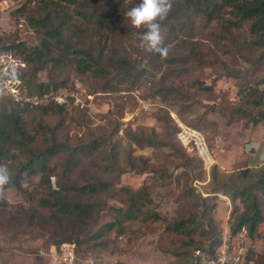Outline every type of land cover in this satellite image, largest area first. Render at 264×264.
<instances>
[{"label": "rangeland", "instance_id": "1", "mask_svg": "<svg viewBox=\"0 0 264 264\" xmlns=\"http://www.w3.org/2000/svg\"><path fill=\"white\" fill-rule=\"evenodd\" d=\"M14 1V8L0 19V36L6 41L23 42L28 47L39 45L45 29L32 24L28 17L33 13L38 17L46 4L49 20L57 18L63 27V39L68 43L95 56L126 55L144 71L129 90L123 81L116 84V90L101 89L105 80L93 77L78 81L73 67L55 69L49 61L35 77L29 76L32 85L56 78L66 87L62 92L80 84L88 97L83 98V105H64L58 113L50 109L22 112V123L34 139L29 145L33 152L43 153L48 146L61 144L70 153L76 151L79 155L68 167L63 160L70 157L63 151L47 158V166L53 167L46 174L50 176L48 183H43L44 176L39 172L33 175L24 172L18 181L20 190L8 186L0 191V264H48L52 247L58 248L63 243H74L78 248V264H186L196 245L185 247L188 237L167 231L166 224L189 215L200 217L202 213L213 217L219 213L223 217L228 215L231 204L226 196L207 198L205 204L197 199L209 196L206 192L215 184L210 182V171L203 169L194 152L176 142L177 123L171 115L178 123L204 135L214 157L218 183L239 182L247 155L252 151L250 143L264 137V124L254 127L245 118L225 125L218 107L236 103L240 87L254 85L264 77V46H261L264 37L260 32L258 35L252 32L249 20H237L229 7L222 8L212 19L195 13H189L188 17L180 11L168 24L161 22L168 49L167 56L161 57L139 47L143 29L133 28L126 16L140 0H74L72 4L57 0ZM24 4L27 10L17 18L12 13ZM19 19L24 20L21 27ZM49 52L52 57L58 53L55 49ZM186 57L190 59L188 64L175 66L184 67L182 74L176 79L171 77L168 84L183 89L190 99L165 100L155 92V85L161 82L171 63H180ZM194 60L198 62L193 63ZM109 77L110 85L119 80ZM193 81L211 87L212 91L198 90L191 86ZM259 89H264V85H259ZM3 98L0 97V105L7 101ZM212 105H216L214 111ZM128 130L164 140L167 146L131 145L132 156L143 157L142 166L148 172L130 167L125 162L126 153L119 152L116 158L124 170L110 174L105 170L106 157L114 152L110 146L118 142L127 146ZM92 140L105 141L108 146L95 151ZM85 146L88 148L81 153L80 148ZM14 152L16 158L0 160V164L10 169L12 178L16 176L15 169L26 160L18 151ZM97 182L106 187L87 194L75 190ZM120 186L133 190L147 186L154 201L153 209L163 220L145 224L123 222L122 233L113 230L101 240H89L104 223L115 219L113 208L125 207L126 197L119 191ZM55 190L58 194L52 195ZM188 190L192 191L185 194ZM55 198L82 205V212L61 215L55 208L48 210L40 205V199L52 202ZM216 199L223 200L225 205ZM214 205L216 208L211 211ZM191 237L200 244L198 234ZM86 239L88 242H83ZM250 250L253 263L264 264V222Z\"/></svg>", "mask_w": 264, "mask_h": 264}, {"label": "trees", "instance_id": "2", "mask_svg": "<svg viewBox=\"0 0 264 264\" xmlns=\"http://www.w3.org/2000/svg\"><path fill=\"white\" fill-rule=\"evenodd\" d=\"M61 3H74V0H57ZM172 9L168 14L165 24H168L171 18L180 11L184 12L185 16L189 17V13H195L197 15L206 16L208 19H212L222 8H231V13L237 20H249L251 22L252 32H260L264 37V0H172ZM47 5L42 6L43 12H40V16L36 17L33 13L28 20L32 24H37L45 29V37L40 41V44L34 47H28L23 42L6 41L5 37L0 36V53L10 52L15 57L21 59L26 63V70L21 75L23 82L27 85L29 93L37 94L39 96L47 93H61L66 87L63 82L56 81V78L49 77L47 82H37L33 85L30 82L29 76L35 77V75L44 69L45 64L49 61L52 68H60L65 65H70L74 68L76 80L84 78H94L97 80H105L104 86L101 87L103 90H116V84H121L123 81L128 84V90L130 87L135 85V82L142 76L144 69L136 66L135 63H131L126 55L113 53L111 58H107L106 55L96 54L92 55L87 51H82L75 47L76 45L68 43L63 39L62 26L57 18L52 21L49 20V10L47 11ZM27 10V5H21L12 14H16L17 18ZM189 11V12H188ZM42 13V15H41ZM264 41V38H262ZM264 46V43H261ZM55 49L58 53L52 55L49 50ZM189 58H182L180 63H171L170 67L166 70L164 76L161 77V82L155 85L156 93L165 97V100L171 98L172 100H181L182 102L189 101L190 97L187 92L183 89L175 87L174 83H169L171 77L178 78L183 70L182 66L188 64ZM198 61L194 60L193 63ZM174 64V65H173ZM190 64V63H189ZM181 67L178 69V66ZM173 66V67H172ZM110 75L118 78L117 83L110 85ZM108 81V82H107ZM191 86H195L198 90L212 91L211 87L204 86L199 81H193ZM32 85V86H30ZM259 85H264V77L258 80L254 85L243 86L239 88L238 94L240 99L236 103H229V105H223L218 107V112L225 119V125H230L238 120L247 118V123L251 126H257L264 124V89H259ZM6 101L5 104L0 105V160H8L10 158H16L18 151L22 157H25V163L20 167L16 168V176L11 179L10 183L4 187L14 186L19 188L18 181L21 179L22 173L33 175L34 172L41 173L44 176L43 183H48L50 176L46 175L48 172L53 171V167L47 166V158L52 155H57L60 152H64L66 157L69 159L63 160L65 166H70L73 160L76 158L75 155H79L78 152L74 151L70 153V149L65 145L61 144L58 147L53 145L49 147L43 153L33 152L30 148V144L34 141L33 137H30L25 129V125L22 123V112L23 108H20L17 104L12 102L8 98H3ZM216 105H212L211 110L214 111ZM64 106L54 103L52 100L44 102L43 104L36 105L33 110L40 109L42 111L51 110L55 113L62 112ZM32 110V109H31ZM50 132L52 129H48ZM177 131V130H176ZM127 138V146H121V144L115 143L110 146V150L114 151L112 154H108L106 157L107 165L105 170L108 169L110 174L119 173L123 171L117 161L119 152L126 153L125 162L132 168H139L138 170H144L146 167L142 166L144 161L143 157L132 156L130 152L131 145L140 146L145 144L149 147H166L167 143L164 140H155L144 134L133 132L128 130L125 132ZM178 143V141L176 140ZM92 149L97 151L108 146L105 141L92 140ZM179 144V143H178ZM86 147H81V153L84 152ZM87 151V150H86ZM85 151V152H86ZM87 153L86 155H88ZM90 155V154H89ZM88 155V156H89ZM198 160V159H197ZM199 161V160H198ZM200 163V162H199ZM216 167L213 165L210 169V182H214L215 187L210 192H206L212 196H206L197 199L205 204L207 198H213L216 196H226L230 200L231 208L229 210L227 220L224 222L222 219L213 216H207L201 214L200 217L197 215H189L178 221L166 224L165 229L171 233L177 235H185L188 237L185 247L191 245L193 247L189 259L186 264H196V260L199 258L211 257L216 249L220 246L223 241L225 231L233 237L241 227H245L248 232V237L252 243L254 238L258 236V230L264 222V163L258 167L245 168L239 182L227 181L218 183ZM141 173V172H139ZM163 173V172H162ZM161 173V174H162ZM117 176V175H116ZM164 179V177H163ZM41 182V180H40ZM42 184V182H41ZM106 187V185L100 183H89L77 187L75 190L80 194H87V192H96L97 188ZM62 188H64L62 186ZM119 191L125 195V207L113 208L115 219L110 222L104 223L98 231L89 237L91 241L101 240L105 234L115 230L117 234L122 233L121 224L123 222H138L145 224L148 222H158L163 220L160 213L153 209L154 201L151 198L149 188L142 186L136 190L131 189L128 186H120ZM192 190H188L190 194ZM53 194L58 192L51 191ZM54 192V193H53ZM50 194V196H51ZM214 195V196H213ZM217 202L221 199H216ZM40 205L44 209L55 208L56 212L61 215L71 213L74 211L82 212L80 204L71 205L60 198L53 199L52 202L46 199L39 200ZM240 205V207H239ZM216 208V205L211 207V211ZM241 208V209H239ZM208 218L207 220L205 218ZM199 220V221H198ZM225 230V231H224ZM193 234H198L201 237L200 244H196ZM83 242H88V239ZM80 244V242H78ZM78 248L75 247L76 257ZM195 251L200 252V256H195ZM251 250L249 251V259L251 258ZM252 260V258H251Z\"/></svg>", "mask_w": 264, "mask_h": 264}, {"label": "built area", "instance_id": "3", "mask_svg": "<svg viewBox=\"0 0 264 264\" xmlns=\"http://www.w3.org/2000/svg\"><path fill=\"white\" fill-rule=\"evenodd\" d=\"M15 5L16 1L14 0H0V19L4 13L10 11ZM23 22V19H19L18 27H21L20 23ZM25 70L26 63L24 61L10 52L0 53V97L10 99L24 110H31L36 105L49 100L61 106L73 104L78 107V105H83V98L88 97L86 93H83L84 90L80 84L70 88L68 92L47 93L41 96L29 93L27 85L21 78ZM171 117L177 123L176 140L178 143L184 148H190L203 169L210 171L215 161L204 135L178 123L173 115ZM250 248L251 241L247 229L241 227L233 237L225 234L222 243L214 254L208 258H199L198 261L196 260V264H254L248 258ZM195 256H200V252L195 251ZM48 264H78L75 244L63 243L58 248L52 247Z\"/></svg>", "mask_w": 264, "mask_h": 264}, {"label": "clouds", "instance_id": "4", "mask_svg": "<svg viewBox=\"0 0 264 264\" xmlns=\"http://www.w3.org/2000/svg\"><path fill=\"white\" fill-rule=\"evenodd\" d=\"M172 0H140L127 11L126 16L135 29H143L139 47L145 52L166 57L168 49L162 34L161 22L165 21L172 9ZM12 173L6 164H0V191L11 181Z\"/></svg>", "mask_w": 264, "mask_h": 264}, {"label": "crops", "instance_id": "5", "mask_svg": "<svg viewBox=\"0 0 264 264\" xmlns=\"http://www.w3.org/2000/svg\"><path fill=\"white\" fill-rule=\"evenodd\" d=\"M250 144H251L250 146L252 147L251 148L252 151L249 152L250 154L248 153L245 165L242 167V169H245L248 167H250V168L258 167L264 163V137L262 139L254 140ZM234 167H236V166H234ZM239 169H241V168H239ZM221 202L223 203V200H221ZM226 205H227V203H226ZM219 207L220 206L218 203L217 209H219ZM217 215L220 219L223 220V222L225 220H227L228 215L223 216V217H220L219 213ZM225 233H227V231H225Z\"/></svg>", "mask_w": 264, "mask_h": 264}]
</instances>
